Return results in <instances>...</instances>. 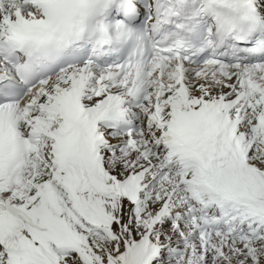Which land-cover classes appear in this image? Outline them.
<instances>
[{
	"label": "snow or ice",
	"instance_id": "1",
	"mask_svg": "<svg viewBox=\"0 0 264 264\" xmlns=\"http://www.w3.org/2000/svg\"><path fill=\"white\" fill-rule=\"evenodd\" d=\"M0 264H264V0H0Z\"/></svg>",
	"mask_w": 264,
	"mask_h": 264
}]
</instances>
